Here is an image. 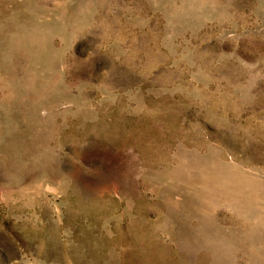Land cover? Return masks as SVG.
Segmentation results:
<instances>
[{"label":"rangeland","instance_id":"1","mask_svg":"<svg viewBox=\"0 0 264 264\" xmlns=\"http://www.w3.org/2000/svg\"><path fill=\"white\" fill-rule=\"evenodd\" d=\"M0 264H264V0H0Z\"/></svg>","mask_w":264,"mask_h":264}]
</instances>
